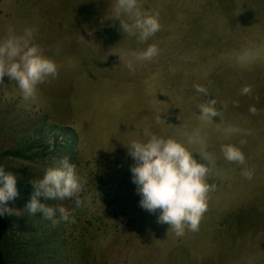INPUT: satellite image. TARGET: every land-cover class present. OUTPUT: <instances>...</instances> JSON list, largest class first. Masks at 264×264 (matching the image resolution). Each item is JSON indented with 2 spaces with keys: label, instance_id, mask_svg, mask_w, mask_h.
I'll return each mask as SVG.
<instances>
[{
  "label": "rangeland",
  "instance_id": "obj_1",
  "mask_svg": "<svg viewBox=\"0 0 264 264\" xmlns=\"http://www.w3.org/2000/svg\"><path fill=\"white\" fill-rule=\"evenodd\" d=\"M114 3L0 0V38L9 27L18 35L34 28V43L58 67L34 99L7 76L0 85V166L16 175L19 193L2 244L9 264H264V0H140L161 26L144 43L113 18ZM151 44L158 54L130 71L131 54ZM207 99L219 113L209 121L198 109ZM145 129L204 140L215 174L198 231L177 237L157 223L159 211L140 207L124 144ZM225 144L241 148L244 165L224 158ZM64 157L87 183L81 207L39 197L75 218L54 227L25 208L30 181Z\"/></svg>",
  "mask_w": 264,
  "mask_h": 264
},
{
  "label": "clouds",
  "instance_id": "obj_2",
  "mask_svg": "<svg viewBox=\"0 0 264 264\" xmlns=\"http://www.w3.org/2000/svg\"><path fill=\"white\" fill-rule=\"evenodd\" d=\"M121 16H126L127 21L121 20ZM158 16V13L142 11L140 0H115L113 5V18L120 21L125 33L138 34L141 43L160 30ZM34 32V28H25L18 35L9 27L7 35L0 38V85H4V77L7 76L10 81L16 82L24 100L34 99L38 85L58 75L55 61L34 43ZM158 51L157 46L151 44L139 53L134 52L131 54L133 59L127 62L126 67L134 71V61H150ZM195 88L197 92L209 96L203 86L196 85ZM250 92V85L241 89L242 95ZM216 103V99H207L199 105V117L209 121L219 116ZM250 111L255 114L256 110L252 107ZM162 122L165 123V120L160 114L156 117V123ZM195 144L204 146V151H193L190 146ZM124 145L127 147V155L134 161L130 171L132 183L136 185L137 194L141 197L140 207L152 214L159 211L157 223L170 225L177 237L183 236L186 231H198L208 208L209 193L214 188L209 179L215 174L213 161L199 134L188 136L185 141L176 137L166 138L145 129L142 138ZM221 151L227 161L245 164V155L240 147L225 144L221 146ZM194 153L199 154L201 162L197 161ZM242 175L251 179L253 171L245 169ZM30 183L34 191L25 208L30 214L42 212L43 218L50 220L54 227L60 221L75 222L71 212L63 205L53 207L39 200V197L46 201L74 198L76 207L84 203L80 196L87 181L78 175L76 165L70 163L67 157L47 168L42 178H35ZM16 184V175L6 172L0 166V215H12L15 211L7 205L19 195ZM57 212L59 220L56 219ZM16 215H19L18 211Z\"/></svg>",
  "mask_w": 264,
  "mask_h": 264
},
{
  "label": "trees",
  "instance_id": "obj_3",
  "mask_svg": "<svg viewBox=\"0 0 264 264\" xmlns=\"http://www.w3.org/2000/svg\"><path fill=\"white\" fill-rule=\"evenodd\" d=\"M11 202H8V207L11 208ZM10 228V215L5 213V215H0V264H9L6 255L3 251L2 244L8 234Z\"/></svg>",
  "mask_w": 264,
  "mask_h": 264
}]
</instances>
